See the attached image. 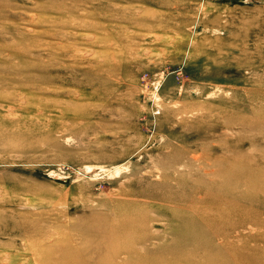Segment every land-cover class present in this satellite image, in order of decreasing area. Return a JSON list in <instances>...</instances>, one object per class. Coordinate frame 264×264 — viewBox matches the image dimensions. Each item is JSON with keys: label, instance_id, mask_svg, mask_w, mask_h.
<instances>
[{"label": "rangeland", "instance_id": "1", "mask_svg": "<svg viewBox=\"0 0 264 264\" xmlns=\"http://www.w3.org/2000/svg\"><path fill=\"white\" fill-rule=\"evenodd\" d=\"M83 255L264 264V0H0V264Z\"/></svg>", "mask_w": 264, "mask_h": 264}, {"label": "bare ground", "instance_id": "2", "mask_svg": "<svg viewBox=\"0 0 264 264\" xmlns=\"http://www.w3.org/2000/svg\"><path fill=\"white\" fill-rule=\"evenodd\" d=\"M51 49V48H50ZM90 52V51H89ZM158 80V79H157ZM156 80V81H157ZM55 89V88H54ZM5 131V130H4ZM22 138H24V137H22ZM211 162V161H210ZM119 167V166H118ZM90 168V166L88 167V169ZM94 169V168H93ZM211 194V193H210ZM201 211V210H200ZM209 211V210H208ZM204 212H206V211H204ZM201 216L204 218V220L206 221V222H208L212 227L213 226H216V225H218V224H220V222H221V219H222V215L221 214H218V213H212L211 211L210 212H208V214H203V213H201ZM251 226V225H250ZM153 229V228H152ZM128 245V244H127ZM126 246V244H124V245H121V246H116L115 247V250H114V253L115 254H117V255H120V253L122 252V250H123V248ZM112 248V247H111ZM144 248V247H143ZM106 249H109V248H106ZM125 253H128V254H126V256L125 257H123V258H121V259H119V261L121 262V263H125V262H130V260H131V255L132 254H134V251H130V252H125ZM8 254V253H7ZM92 255H94V256H98L97 254H92ZM122 255V254H121ZM76 256V255H75ZM84 257L86 258V260L84 259ZM78 259H81V260H83L84 261V263L85 264H89V262H88V259H87V255L86 256H81V257H77ZM123 261V262H122ZM18 264V263H17Z\"/></svg>", "mask_w": 264, "mask_h": 264}]
</instances>
